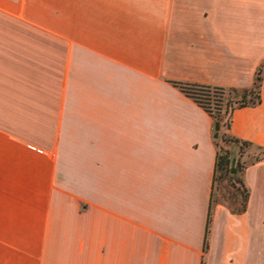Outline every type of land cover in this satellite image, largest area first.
Returning a JSON list of instances; mask_svg holds the SVG:
<instances>
[{"label":"crops","instance_id":"obj_1","mask_svg":"<svg viewBox=\"0 0 264 264\" xmlns=\"http://www.w3.org/2000/svg\"><path fill=\"white\" fill-rule=\"evenodd\" d=\"M261 65L264 0H0V264H264V159L213 202L215 122L171 83ZM226 132L264 149V72Z\"/></svg>","mask_w":264,"mask_h":264},{"label":"trees","instance_id":"obj_2","mask_svg":"<svg viewBox=\"0 0 264 264\" xmlns=\"http://www.w3.org/2000/svg\"><path fill=\"white\" fill-rule=\"evenodd\" d=\"M264 72V65H261L257 71L254 78L252 87L249 89H244L238 91L235 88H225L217 85H208L200 83H189L182 81H171V83L182 90L186 95L191 97L200 107H202L212 118L214 122H219L220 125L223 124V117L228 115L226 120V128L229 127L230 114L236 108L248 104H256L260 102V85L262 80V74ZM229 139H225L222 135H218L222 140H231L234 143H239L241 145H250L249 142L242 141L236 137L229 135ZM218 137L215 139L217 145ZM260 148V147H258ZM262 149V148H260ZM263 158H256L255 160H261ZM227 162V159L223 156L221 157L218 154L216 155V171L219 167H222ZM241 185H244L245 195L242 201V206L239 209L229 208V210L234 214H240L245 211L246 201L248 197V189L245 186L243 180L240 181ZM211 222V211L208 210L205 236H204V245L203 251H206L208 247V232L209 225Z\"/></svg>","mask_w":264,"mask_h":264},{"label":"rangeland","instance_id":"obj_3","mask_svg":"<svg viewBox=\"0 0 264 264\" xmlns=\"http://www.w3.org/2000/svg\"><path fill=\"white\" fill-rule=\"evenodd\" d=\"M228 115L223 117V124L220 125L218 135L229 139L226 132V120ZM217 151L227 162L216 171L212 201L219 202L229 208L239 209L245 195L244 185L240 184L242 172L245 166L256 158L264 159V149L253 145H241L231 140H222L218 137ZM233 170V171H232Z\"/></svg>","mask_w":264,"mask_h":264},{"label":"water","instance_id":"obj_4","mask_svg":"<svg viewBox=\"0 0 264 264\" xmlns=\"http://www.w3.org/2000/svg\"><path fill=\"white\" fill-rule=\"evenodd\" d=\"M219 129H220V123L216 121V122L214 123V131H215V135H214V136H215V137L218 136V133H217V132H218ZM232 171H233V170H232Z\"/></svg>","mask_w":264,"mask_h":264}]
</instances>
